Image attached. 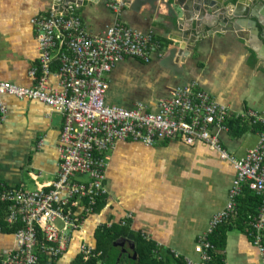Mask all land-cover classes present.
Returning a JSON list of instances; mask_svg holds the SVG:
<instances>
[{"label":"crops","instance_id":"0c3cea01","mask_svg":"<svg viewBox=\"0 0 264 264\" xmlns=\"http://www.w3.org/2000/svg\"><path fill=\"white\" fill-rule=\"evenodd\" d=\"M118 1L124 2L118 20L141 33L152 32L162 50L148 63L131 58L118 63L106 77L107 90L112 85L114 95H107L106 90L107 105L130 109L141 103L154 111L156 101L168 97L174 88L194 84L231 114L252 110L264 116V57L249 40L233 31L207 32L188 45L194 19L193 9H188L192 14L185 10L189 0ZM55 4L57 0H0L1 82L19 87L33 84L28 73L38 63V51L31 20ZM77 14L93 35L101 34L116 19L106 0H82ZM48 85L58 89V79L51 75ZM2 103L0 182L27 191L46 187L58 171L61 115L38 101L3 96ZM246 126L238 136L228 129L217 133L223 149L235 158L243 157L258 141L260 127ZM233 178L230 163L203 143L187 146L166 141L153 147L118 143L109 155L104 206L71 238L62 257L44 258L43 264H72L81 243L93 248L98 224L119 226L126 213L131 215L129 225L124 226L128 236L116 241L97 264L120 260L121 264H138L132 239L137 237L156 245V259L165 255L171 260L174 252L198 262L194 245L212 216L224 208ZM236 222L227 224L231 229L225 237L223 263L262 264ZM13 245L11 236L0 234V253Z\"/></svg>","mask_w":264,"mask_h":264},{"label":"built area","instance_id":"2783aa9c","mask_svg":"<svg viewBox=\"0 0 264 264\" xmlns=\"http://www.w3.org/2000/svg\"><path fill=\"white\" fill-rule=\"evenodd\" d=\"M81 2L55 4L31 20L38 63L28 73L30 87L0 81V120L5 112L3 96L38 101L62 117L55 179L33 191L0 182V206L5 208L0 234L7 230L14 242L13 248L0 253V264H38L40 257H62L71 238L96 215V204L107 196L106 169L116 145L135 142L153 147L166 141L187 146L203 143L234 171L224 208L212 216L194 245L198 262L174 252L171 256L183 264H211L214 246L209 238L219 226L237 221L238 198L247 189L261 199V205L257 213L246 215L241 227L264 264V116L252 110L231 114L194 84L174 88L168 97L156 101L154 111L141 103L130 109L107 105L110 71L127 58L148 63L162 48L152 32L141 33L118 20L123 1L106 0L115 21L101 34L89 33L77 14ZM51 75L58 79V89L48 85ZM232 119L260 127L256 145L241 158L229 155L217 136L227 131ZM123 217L117 224L124 227L131 215ZM78 254L81 264L100 256L83 243Z\"/></svg>","mask_w":264,"mask_h":264},{"label":"trees","instance_id":"16d2710c","mask_svg":"<svg viewBox=\"0 0 264 264\" xmlns=\"http://www.w3.org/2000/svg\"><path fill=\"white\" fill-rule=\"evenodd\" d=\"M169 1V0H168ZM260 33L264 34V26L259 27ZM228 131L233 133L235 136L242 135L246 130V123H241L239 120H229L227 123ZM254 128L256 126H251ZM257 128V127H256ZM105 201H100L95 206V214L99 213V211L104 206ZM261 205V199L254 195L247 189L243 190L242 196L238 198V219L236 222L237 229L242 231V220L245 219L246 215L257 213L258 208ZM5 214L4 206H0V226H4L3 224V216ZM231 229L229 225L219 226L213 234L210 236L209 240L214 246V251L212 252V260L211 264H224L223 263V250L225 246V237L226 233ZM4 230L6 228L4 227ZM2 233L6 234L8 231H2ZM128 236L127 227H119L113 224L110 228L99 227L94 230V244H93V252L94 254L100 253L99 257L91 258L87 264H97L99 260L105 256L110 249H112L113 244L118 241L121 237ZM135 244V251L137 255L138 264H183L182 261L174 259L171 254V260L169 257L165 255L163 258L156 259L154 253L158 252V248L151 241H146L142 237L132 238ZM45 257H40L38 264L46 263L47 260H44ZM108 258V257H107ZM106 258V260H107ZM59 258L55 259L58 260ZM120 260L118 264H121ZM72 264H81V258L77 255ZM114 264V263H113Z\"/></svg>","mask_w":264,"mask_h":264},{"label":"water","instance_id":"95a60500","mask_svg":"<svg viewBox=\"0 0 264 264\" xmlns=\"http://www.w3.org/2000/svg\"><path fill=\"white\" fill-rule=\"evenodd\" d=\"M64 1L57 0V5ZM227 1L230 5L225 4ZM188 9L194 11L188 45L204 38L207 32L233 31L255 45L257 54L264 57V36L258 29L264 26V0H189L185 10ZM247 34L249 37H245Z\"/></svg>","mask_w":264,"mask_h":264},{"label":"rangeland","instance_id":"374dc122","mask_svg":"<svg viewBox=\"0 0 264 264\" xmlns=\"http://www.w3.org/2000/svg\"><path fill=\"white\" fill-rule=\"evenodd\" d=\"M140 63H141V62H140ZM117 65H118V64H117ZM112 88H113V86L111 85L109 91L107 90V95H108V94H112V95H113V93H111V92H113V91H112ZM129 93H130V92H129ZM132 94H133V93H130V95H132ZM113 96H114V95H113ZM115 96H116V98H118V97H119V93L116 92V93H115ZM115 103L121 105V104L118 103V102H115Z\"/></svg>","mask_w":264,"mask_h":264}]
</instances>
